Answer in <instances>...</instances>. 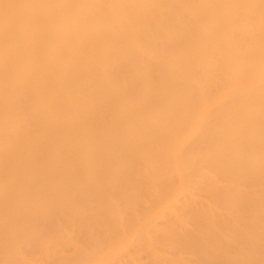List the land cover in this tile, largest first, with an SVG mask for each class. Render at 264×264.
Instances as JSON below:
<instances>
[{"label": "bare ground", "instance_id": "6f19581e", "mask_svg": "<svg viewBox=\"0 0 264 264\" xmlns=\"http://www.w3.org/2000/svg\"><path fill=\"white\" fill-rule=\"evenodd\" d=\"M137 169L140 178L147 175V191L157 189L153 199L148 192L152 203L143 208L144 217L137 213L143 222L137 210L129 215L137 217L132 218L134 224L143 223L140 228L139 223L131 225L129 216L117 217L122 208L112 203L125 193L129 195L122 201H136L137 194H143V181L136 178L139 190L132 181L139 175ZM171 177L177 179L175 187L160 181ZM198 180L206 183L207 188L200 186L207 189L203 194L211 198L208 202L216 198L225 205H217L219 209L228 211L227 205L232 209L234 204L239 209L234 205L223 214L211 206L215 200L206 203V210L204 205L199 209L196 204L202 198L197 195L203 194L193 189L197 198L191 197L190 191L193 184L198 189ZM159 183L170 186H160L165 190L160 194ZM127 188L131 194L123 192ZM111 190L119 191L113 199ZM181 192L182 202L185 197L191 205L196 202L201 215L189 201L176 205ZM174 198L172 206L194 216L191 225L203 215L192 231L178 228L175 219L167 217L172 206L167 218L160 216ZM84 199L109 200L116 212L120 210L117 215L106 201L98 204L106 202L111 210L97 202L90 208L102 206L101 211L113 212L119 223L127 219L129 228H139L137 235L151 227L150 236L145 232L127 251L119 247L128 248L135 230L127 239V224L114 222L122 228L115 232L114 223L113 229L107 227L109 217L99 220L105 211L93 213L91 208L92 216L85 212L96 221H108L100 222L108 228L102 229L105 234L112 230L102 239H112L106 244L109 249L119 237L113 250H126L131 264H142L143 257H150L146 264H174L193 250L200 255L178 259L177 264H264V0H0V253L16 252L19 260L50 250L47 264H99L95 256L106 250L101 249L103 243L97 246L100 235L84 234L78 241L70 234L72 241L69 234L60 233L66 227L60 220L67 213L63 221L74 220L73 210L80 205L81 212L88 211L91 201L84 204ZM130 199L123 204L131 206ZM54 203L61 207H55L57 212H52ZM243 207L244 214L249 213L243 220H250L248 225L242 222ZM173 213L175 218L180 215L177 221H186L184 213ZM72 214L74 218H68ZM158 215L166 228H160L165 223L159 228L153 223ZM83 216L75 220L88 221ZM231 229L232 234L237 229L234 238L240 241L229 235ZM44 232L54 234L53 249ZM112 233H121L128 244ZM61 240L71 252L61 244L56 250ZM171 250L182 257L168 256ZM122 256L117 264H130Z\"/></svg>", "mask_w": 264, "mask_h": 264}, {"label": "rangeland", "instance_id": "374dc122", "mask_svg": "<svg viewBox=\"0 0 264 264\" xmlns=\"http://www.w3.org/2000/svg\"><path fill=\"white\" fill-rule=\"evenodd\" d=\"M139 167H140V166H139ZM141 167H142V169H143V166H141ZM139 169H141V168H139ZM142 169H141V170H142ZM141 170H140V171H141ZM137 171L139 172L138 169H137ZM137 171L135 170L134 173H136ZM138 172H137V173H138ZM143 173H144V172H143ZM138 174H139V175H138ZM138 174H137L138 176H136V177H134L136 174L133 176L134 179H133L132 181L136 182L137 179L140 178V175L142 174V172H141V173L139 172ZM174 174H175V173H174ZM174 174H173V176H174ZM143 175L145 176V174H143ZM173 176H172V177H173ZM133 177H132V178H133ZM146 177H147V175H146ZM146 177H143V176H142L139 180L143 181V178L146 179ZM172 177H171V180H169V181H165V182H164V179H165L164 177H163L164 179L162 178V179H160V181L163 180V181H161V182H163V183H167V182L169 183L170 181H171L170 183H174L173 181L177 182V181H176L177 179L175 178L174 180H172ZM175 177H176V176H175ZM136 178H137V179H136ZM173 178H174V177H173ZM135 179H136V180H135ZM145 179H144L143 182H145ZM198 179H199V178H198ZM139 180L137 181V182H138L137 186H136V184H135V186L137 187V188H136V187H135V188L138 189V190H139L138 187H140V186H139V182H140ZM146 180H147V179H146ZM166 180H167V179H166ZM195 180H196V179H195ZM200 180H201V179H200ZM200 180H198V183H197V181H196V184L199 185V187L196 186V187H198V189H197V188H194V186H195L194 184H193V186L191 187V185H192L191 182H190V183H191V185H190L191 188L187 186L186 189L188 188V189H187L188 191H189V188H190V191L193 190V189H195V190L199 191L198 193H200V194L202 195L203 192H204V190H207V189H206L207 187L205 186L206 183L204 184V183H203L204 181H202L201 183L203 184L204 187H206V188L203 190V189H202L203 186L201 187V186H200L201 183L199 184V181H200ZM134 182H133V183H134ZM143 182H141V184H140V185H141V188H142V189L140 188V190H141V192H142L143 194L145 193V196H146L147 198H146V197H143V196H144L143 194H140L139 192H137V193H139V194H137V193L135 192V193L138 195V199L136 200L137 202L135 201L134 198H131V199H133V201H132V200L130 199V197H128V200L130 199L133 203H135V204H133L131 201L128 202L130 205L132 204L131 206L126 205V204H123V202L125 203L126 201H128L127 199H126V201H125V200L122 201V199H125V198H126V197H125L126 195H129V193L127 194V193H125L124 191L129 190V192H130V188H129V189L127 188L126 190H123V192L125 193V195H124V198H122V197L120 196V197H121V200H120V197H119V199H118V198H116V197H118V196H116V197L114 196L115 199L117 200V204H119V205H116L115 199L113 200L114 202H112V203H115V204H114L115 207H118V206H119L118 209H121V208H122V209H121L122 212L125 213V214H123L122 212H119L120 210H119V211L117 210L119 213H121V214H120L121 216L119 215L118 212L115 211L116 208L113 206V204H112L111 202H108L109 200L106 201L105 199H103V200H101V201H100V199H98V201H100V202H102V201H106V202H108L110 205L112 204L111 206L114 207V209H112L111 206H109L108 203H107V204H108V205H107L106 202H104L105 204H104V203L98 204V203H100V202H98L97 200H96L94 203H93L94 200H92V201L89 200V201H91L92 204L89 203V207H86L84 204H86V202L88 201V199L81 200V201H83V203H84V201H85V203L82 204V206H85V207H86L85 209L88 208V209H87L88 211L83 210V211L81 212V209H84V207H81V205H80L81 203H78L80 206L77 207L78 209L81 207L80 210H78V209H74V210H73V207H74V204H75V203L72 204L73 207L70 205L69 208H71V207H72V208H71V212L69 211V212H70L69 214L73 213L72 210H73V211L76 210V211L73 213V214H76V215H75V218H74V215L72 214L71 217H68V218H71V219L74 218V220L63 221V220L68 216V213H67V216H64L63 219L60 220L61 226H65V225H66V227H62V228H64V229H62V231H64V232H61V231H60V233H62V234H64V235H65V234H66V235L69 234V236H70V234H71V235H74V236L76 235V237L78 238V241H79V240H82V238L84 237V234H85V237H86L87 235H88L87 237H89V236H90L89 234H94V235H95V236L93 235L94 237H96L97 235H98V236L100 235L99 237L101 238V240H97V239H96L97 241H100V243L97 242V243H98L97 246H99L101 243H103L105 246H104V247H101V246H102V244H101L100 247H101V249L104 248V249H106V250H104L103 253H102V251H100V249L97 248V249H99V251L102 253V254H100V256H99V255H97V257L95 256V258H97V259H96L97 262H98L99 259H100L99 264H105V262H106V264H107L108 261H110V260H111V261H110L108 264H112V263H114V264L116 263V264H117V263L120 262V260H121L120 256H122V255H123L122 257L124 258L123 261H124L125 259L127 260L126 256H124V255H126V252L129 251V249L132 250L131 247L133 248V246L136 244V242H138L139 239H143V237L146 236V233H147V235L150 236V234H148L149 230H151V229H150L151 227L149 228V226H148V225L151 223V220H150V219H148V220H150L149 224L147 225L148 227L145 226L147 229L149 228L148 231H145L146 228L143 227V226H141V229L144 228L145 230H143V231H145L146 233L141 231L140 233H142V235H141V234L137 235V231L135 230V228H138V227L140 228V225H143V223L141 224V222H143L144 218L141 219V220H142V221H141V220L139 219L140 217H139L138 214L140 213V211H141L140 214H142V216H143L144 214H146L144 211L147 209V206H148V205H146V204H147V203L149 202V200H150V199H149V198H150V194H148V192H149V193L151 192V195H152L151 198L153 199L154 192L157 190V189L154 188L155 191H153L154 189H152V191H153V192H152V191H151V188H150V191H147V190L149 189V188L147 189V187H148V186H147L148 183L145 182V183H146V186H145V183H143ZM192 182H193V178H192ZM163 183H161L162 185L159 183V186H158V191L161 190V192L159 191L160 194H162V191H163V189H161V188L163 187V185H164ZM194 183H195V181H194ZM176 184H177V183H176ZM165 185H166V184H165ZM165 185H164L163 188H165ZM172 185H173V184H172ZM172 185H171V186H172ZM133 186H134V185H133ZM160 186H162V187H160ZM167 186H170V184H169V185H166V187H167ZM173 186L175 187V183H174ZM133 188H134V187H133ZM152 188H153V187H152ZM156 188H157V187H156ZM159 188H160V189H159ZM168 188H169V187H168ZM170 188H171V187H170ZM199 188H200V190H202V192H200ZM143 189H144L145 192L143 191ZM119 190H120V189H119ZM131 190H132V189H131ZM111 191H112V190H111ZM120 191H121V190H120ZM134 191H135V189H134ZM158 191H157V192H158ZM164 191H165V190H164ZM164 191H163V192H164ZM188 191H186V190L184 189V191H183V195H184L185 192L187 193ZM193 191H194V190H193ZM193 191H192L193 194L190 192V194H192L193 196H191V195H190V196H191V197H196V196H194V195L197 194V193H196L197 191H196V192H195V191L193 192ZM109 192H110V189H109ZM115 192L118 193L119 191H116V190H115L114 192L112 191V192H111V197H110V198L113 197V194H116ZM132 192H133V190H132ZM152 193H153V194H152ZM194 193H196V194H194ZM206 193H207V192H206ZM206 193H204V194H206ZM122 194H123V193H122ZM130 194H131V192H130ZM147 194H148L149 196H148ZM179 194H180V195H178V197L181 196L182 192L179 193ZM188 194H189V193H188ZM204 194H203V196H204ZM109 195H110V194H109ZM117 195H120V194H117ZM137 195H136V196H137ZM141 195H142V196H141ZM183 195L181 196V199H180L181 202H178L177 199H175V198H174V200H175L174 202H169V205H166V209H165V208H164L165 210L163 209V211L161 212L162 214L160 213V216H161V215L163 216V215L165 214V215L163 216L164 219L167 218V217H171V221H173V220L175 219V220H174L175 223H173L174 225L177 223V225H176L177 227L180 226L181 229H182V228H185V229L187 230V229H189L192 225H193V226L195 225V224H193V223H195V222H193V218H194V216H192L193 218H192V217H189L190 214H189V213L185 214L184 212H183V213H184V216H183V215H182L183 213H182L181 210H180V209H183V208L178 209V208H176V207H178V206H176V207L172 206L173 203H175L176 201H177V202H176V205H178L179 203H181L180 205H182V203H187V201H189V200L192 201L191 199H187V197H185L187 201L182 202V197H183ZM201 195H200V196H201ZM207 195H208V194H207ZM207 195H206V196H207ZM134 196H135V194L132 193V197H134ZM184 196H186V194H185ZM197 196H198V198H200V199L202 198L201 200H200V199H196L197 202H199L198 200H200L199 203H202V204L199 205V203H198V204H196V202H195V203L193 202V203L196 204V205H198V206H201V207H198V206H196V205H194V204L191 205L192 202L190 203V201H189V203H190L189 205H191L192 207L196 208V209H194V211H196L198 208L203 210V209H204V208H202L203 205H204V206H207V204L209 205V202H210V201L213 203V201L216 199V198H215V199L209 200V202H208L207 200H208V199H211V198H209L208 196L206 197V198H208L207 200H206L205 196H204L205 199L203 198V196H202V197H199V194H198ZM178 197L176 196V198H178ZM135 198H136V197H135ZM144 198H146V199L144 200ZM188 198H189V195H188ZM196 198H197V197H196ZM112 199H113V198H112ZM112 199H111V200H112ZM140 199H141V201L139 202ZM194 199H195V198H194ZM194 199H193V201H194ZM203 199L206 201V202L203 201L205 204H203V202H202ZM86 200H87V201H86ZM142 200H143V201H142ZM183 200H184V198H183ZM196 200H195V201H196ZM89 201H88V202H89ZM134 201H135V202H134ZM150 201H152V200H150ZM216 201H219V200H218V199L215 200L214 202H215L216 205L212 204L211 206H214V207H215V206H217V205L220 204V205H221V206L219 205L220 207H225L224 203H222V202L219 201L220 203L218 202V204H217ZM88 202H87V203H88ZM96 202H97V204H98L99 206L103 204V205H102L103 208H102V206H101L102 209H105V208H106V210H107V209H109V210L112 209V210H114V211H113L114 213L116 212V215H117V213H118V216H117V217H122V218H123V217H125V218L127 217V218L129 219V217H130L129 215H135V212H136V210H137L136 214L138 213L137 216H138V219H139L141 222H136L137 224L139 223L138 225H137L136 223L134 224L135 220H133V219H137V217H135V218H133V216L130 217V218H131V225L134 224L135 226H136V225L138 226V227H135V228H134V227H133L134 225H133L132 227H130V228H132V229L130 230L129 226H131V225H129L130 222H128L127 219H126V223H124V222H125V219L123 220L122 218H120V219H122V221H124V222L120 221V223H119V221H118L119 219H118L117 217H115V216H112V215H115L112 211H110V212H112V213H109V211H107V214H106V210L101 211L102 209H101V208L99 209L98 206H94V208L91 207L92 209H94V210H93V213H94V211L97 210V209L100 210V211H99L100 214H101V212L104 213V211H105L103 217H100L99 220H101V218L106 217V219H109V218H110V219H111V222H110V219L108 220L109 222L106 221V220H104L105 218L102 219L103 222H102V221H99V220L96 221V219L94 220L93 218L91 219V218H89V216H88L87 214H85V212H89V213H90L89 215L92 216L93 213L91 212L92 210H91L90 206H92V205H94V204L97 205ZM143 202H144V203H143ZM55 203H57V202H55ZM55 203H54V204H55ZM128 203H127V204H128ZM151 203H152V202H149V205H150ZM206 203H207V204H206ZM47 204H48V203H47ZM57 204H58V203H57ZM57 204H55V206H53V207H54V208H55V207H56V208H59L60 206L57 205ZM78 204H77V205H78ZM90 204H91V205H90ZM144 204L146 205V207H145ZM153 204H154V202H153ZM153 204H152V205H153ZM167 204H168V203H167ZM210 204H211V203H210ZM42 205H43V204H42ZM52 205H53V204H51V206L48 205V206H49L48 208L50 209V208L52 207ZM104 205H106V206L104 207ZM124 205H125V206H124ZM135 205H136V208H138L137 206L140 207V208H139V211H138V209H136V208L134 209V208H133V206H135ZM223 205H224V206H223ZM234 205H235V207H236V204H234ZM234 205H233V206H234ZM237 205H238V206H239V205L244 206L243 204H240V203H239V204L237 203ZM87 206H88V204H87ZM153 206H154V205H153ZM163 206H164V205H162V207H163ZM168 206H170V207L172 206V207H171V211H172V209H174V208H175V209H178V210H175V209H174V210L170 213L171 215L169 216V214H168V212H169V211H168V210H169V209H168ZM227 206H228V207H227ZM227 206H226V207L229 208L228 211L231 212L230 210L233 209V206L231 205V206H232V209H230L231 207H229V205H227ZM53 207H52V208H53ZM62 207H63V206H62ZM65 207H66V208H64V209L67 210L68 207H67V206H65ZM95 207H97V208L95 209ZM107 207H108V208H107ZM109 207H110V208H109ZM129 207H130V208H129ZM148 207H149V206H148ZM151 207H152V206H151ZM197 207H198V208H197ZM208 207H209V206L205 207V210H206ZM235 207H234V209H235ZM239 207H240V206H239ZM239 207H236V208L239 209ZM246 207H248V206H245V210H246ZM39 208H40V207H39ZM54 208H53V211H52V212H54V211L57 210L56 208H55V209H54ZM60 208H61V207H60ZM74 208H75V207H74ZM132 208H133V210H132ZM143 208H145V210H144ZM149 208H150V207H149ZM153 208H154V207H153ZM241 208H242V207H241ZM250 208H251V207H250ZM40 209H41V208H40ZM40 209H39V210H40ZM45 209L47 210V208H45ZM49 209H48V210H49ZM64 209H61V210H64ZM89 209H90L91 211H89ZM128 209H130V210H128ZM142 209H143V210H142ZM151 209H152V208H151ZM159 209H161V208H159ZM159 209H158V210H159ZM167 209H168V210H167ZM215 209H217V211H221V212H223V214H224V213L226 214V211H227L226 208H224V209H223V208H220V209H221V210H220L218 206H217ZM222 209L225 210V212L222 211ZM238 209H236V210H238ZM42 210H43V209H42ZM68 210H70V209H68ZM68 210H67V211H68ZM77 210H78L80 213L77 212ZM98 210H97V211H98ZM123 210H124L125 212H124ZM156 210H157V209H156ZM166 210H167L168 212H167ZM184 210H185V209H184ZM248 210H250V209H248ZM251 210H252V209H251ZM44 211H45V210H44ZM58 211H60V209H58ZM131 211H132V212H131ZM133 211H135V212H133ZM147 211L149 212V210H147ZM147 211H146V212H147ZM159 211H160V210H159ZM164 211H165V212H164ZM174 211H175V213L178 211V212L176 213V215L182 213L181 216H183V218L186 219V221H184V222L188 223V221H189V223L186 224V226H185L184 222L182 221V222H183V223H182V222L180 221L181 224H182V226H181V224L178 225L180 222L177 221L176 219L181 220V219H180L181 217H180V215H178V218H177V217L175 218L174 216H172V214H174V213H173ZM182 211H183V210H182ZM186 211L188 212L187 209L185 210V212H186ZM197 211H199V210H197ZM197 211H196V213H198ZM228 211H227V213H228ZM243 211H244V207H243V210H241L240 213H243V214H244ZM48 212H49V211H48ZM56 212H57V211H56ZM64 212H65V211H64ZM76 212H77V213H76ZM99 212H98V213H99ZM142 212H144V213H142ZM152 212H153V214H155L153 210H152ZM156 212H157V211H156ZM166 212H167V215H168L167 217H166ZM189 212L192 213L191 211H189ZM199 212H200V211H199ZM202 212H204V211H202ZM246 212H249V211L246 210ZM250 212H251V211H250ZM95 213H96V215H97V212H95ZM131 213H132V214H131ZM133 213H134V214H133ZM158 213H159V212H157V214H158ZM163 213H164V214H163ZM196 213L193 212L194 215H195ZM200 213H201V212H200ZM54 214H55V213H54ZM57 214H58V213H57ZM65 214H66V212H65ZM81 214L84 215V216L82 217L83 219H84L85 217L88 216V221H89L90 219H91V221L88 222L86 219H85V220H80V219H79V220H75V219H77V216L80 217ZM110 214H111L112 218L110 217ZM127 214H128V215H127ZM148 214H149V213H148ZM150 214H152V213H150ZM153 214H152V215H153ZM198 214H199V213H198ZM198 214H197V215H198ZM201 214H202V213H201ZM201 214H199V215H201ZM245 214H247V213H245ZM245 214L242 216V222H244L243 220H244V218L246 217ZM248 214H249V213H248ZM248 214H247V215H248ZM93 215H94V214H93ZM122 215H123V216H122ZM124 215H125V216H124ZM155 215H156V214H155ZM155 215L152 216V217H155ZM188 215H189V216H188ZM191 215H192V214H191ZM199 215H198V217H195L197 220L194 219V221H198L199 218H200V220L203 218V217H202L203 215H202L201 217H199ZM91 216H90V217H91ZM99 216H102V215H97V217H99ZM128 216H129V217H128ZM140 216H141V215H140ZM224 216H225V215H224ZM244 216H245V217H244ZM93 217H94V216H93ZM108 217H109V218H108ZM114 217L117 219L116 221L113 220ZM143 217H144V216H143ZM145 217H146V216H145ZM149 217H150V215H149ZM152 217H150V218L152 219ZM157 217H158V219H157V223H156V220L153 221V223H155L156 226H157V225L160 226V224L163 225V224L165 223V224H164L163 226H161L160 228H161V229H162V227H163V228H164V227L166 228L167 222H165V220L163 219V217H161V219L159 218V215H158ZM80 218H81V217H80ZM94 218H95V217H94ZM132 218H133V219H132ZM146 218H148V217H146ZM172 218H173V219H172ZM97 219H98V218H97ZM246 219H247V218H246ZM246 219H245V220H246ZM249 219H250V218H249ZM66 220H67V219H66ZM92 220H94V221H96V222H93ZM112 220H113V222H112ZM132 220H133V221H132ZM145 220H146V219H145ZM200 220H199V221H200ZM247 220H248V219H247ZM98 221H99V222H98ZM104 221L108 222V226H107V227L110 228V229H113V228H112V225H113L114 222H117V223H119V224H121V222H122V223L125 224V226H126V224H127V225H128L127 227H128L129 230L127 229V227H126L127 232L124 230V231H125L124 233L127 234V236H124V237H126L127 239H129L128 236L131 237L130 235L133 234V231H134V230L136 231V233H134V235H132V236H133V238H132L133 242H131V239H129V243H130L129 246H128V245H125V244H128V243H126V240H125V239H124V240H125V244L123 243V242H124V240H123L124 237H123L122 235H119V234H121V233H118V235H119L120 237H121V236L123 237V238L121 237L122 240H120V241H123L121 244H124L125 246H128V248H126V247H122V245H120L119 248H120V249H121V248H125L127 251H126V250L123 251V249H122V250H120L121 253L119 252V253L117 254V253L115 252L116 249H114V245H115V246H116V245H119V244H118V243H119V241H118L119 237H117L118 235L115 234V233H112L111 236L115 237V239H116V237H117L118 239L115 240V241H118V243H117V244L114 243L115 241L113 240V246H112V247L110 246V248H109L110 250L107 248L108 245H106V244H109L111 238H110V237H107V239H106L105 241H104V239H102V236H104V234H105V232H103L102 229H104V230H106V231H107V229H108L106 226H105V228H104V226H103V228H102V225H103L104 223H106V222H104ZM199 221L196 222V223L198 224ZM248 221H250V220H248ZM248 221H246V222H248ZM62 222H63V224H65V225H63ZM100 222L103 223V224H101ZM127 222H128V223H127ZM191 222H193L192 225H191ZM242 222H241V223H242ZM246 222H244V223L246 224ZM93 223H94V224H93ZM97 223H99V224H97ZM109 223H110V225H109ZM117 223H114V226H113V227H115V232H116L117 230H118V232H120L121 230L119 231V229H122V228H120L119 225H118ZM231 223H232V222H231ZM83 224H84V225H83ZM100 224H101V226L99 227L98 225H100ZM183 224H184V225H183ZM197 224H196L195 226H198ZM221 224H222V223H221ZM245 224H243V225L241 224V225H242V228H243V226H244ZM82 225H83V226H82ZM89 225H90V226H89ZM106 225H107V224H106ZM115 225H117V226H115ZM121 225H122V224H121ZM222 225H223V224H222ZM222 225H221V227H223ZM228 225H229V226H228ZM228 225H225V226L231 228V227H230L231 225H230V224H228ZM246 225H248V224H246ZM246 225H245V227H246ZM123 226H124V225H123ZM249 226H250V225H249ZM157 227H158V226H157ZM180 227H178V228H180ZM39 228H40V227H39ZM82 228H83V229H82ZM106 228H107V229H106ZM116 228H118V229H116ZM133 228H134V229H133ZM139 228H138V233H139ZM158 228H159V227H158ZM174 228H175V226H174ZM194 228H196V227H194ZM229 228H228V229H229ZM248 228H249V227H247L246 229H248ZM43 229H44V228H43ZM77 229H78V230H77ZM192 229H193V227H191V231H192ZM224 229L226 230L225 227H224L223 229H221V230H224ZM232 229H233V228H232ZM232 229H231V232L227 231V232L229 233V235H230V233L232 234V233L234 232V231L232 232ZM249 229H250V228H249ZM86 230H87V231H86ZM100 230H101V231H100ZM178 230H179V229H178ZM178 230H177V231H178ZM186 230H185V231H186ZM229 230H230V229H229ZM243 230H245V228H243ZM81 231H82V233H81ZM94 231H95V232H94ZM111 231H112V230H111ZM111 231L106 232L107 234H105V236H106V235H107V236L110 235V234H111ZM113 231H114V230H113ZM122 231H123V230H122ZM135 231H134V232H135ZM235 231L237 232V229H236ZM109 232H110V234H109ZM188 232H189V231H188ZM224 232H225V233H224ZM224 232L222 231V233H223L224 235L227 234L226 231H224ZM236 232H235V233H236ZM41 233H42V230H41ZM100 233H101V234H100ZM128 233H129V234H128ZM143 233H145L144 236H143ZM151 233H152V232H151ZM222 233H221V235H222ZM235 233H234V234H235ZM238 233H239V232H238ZM43 234L45 235L44 237H45L46 239L49 238L48 240H45V241H46V242H47V241H50V242H51V238H50V237H53L54 234H53V233H45V232H44ZM86 234H87V235H86ZM122 234H123V233H122ZM126 234H125V235H126ZM234 234H232V236H233L232 238H233V240L235 239L236 242H238L239 238H238V240H237L236 237L234 238ZM66 235H65V236H66ZM114 235H115V236H114ZM116 235H117V236H116ZM238 235H239V234H236L237 237H238ZM41 236H42V234H41ZM59 236H61V238L64 237V236H62L61 234H59ZM69 236H68V237H69ZM81 236H82V237H81ZM98 236H97L96 238H99ZM135 236H136V237H135ZM138 236H139V237H138ZM151 236H152V234H151ZM230 236H231V235H230ZM240 236H241V234L239 235V237H240ZM44 237L42 236V238H44ZM68 237H66L67 240H68ZM113 237H112V238H113ZM134 237L137 238V239H135V240H137V241L134 240ZM45 238H44V239H45ZM59 238H60V237H59ZM64 238H65V237H64ZM64 238H63V239H64ZM66 238H65V240H66ZM70 238H73V237L70 236ZM100 238H99V239H100ZM103 238H104V237H103ZM109 238H110V239H109ZM138 238H139V239H138ZM229 238L231 239V237H229ZM44 239H42V240H44ZM108 239H109V242H108ZM240 239L243 240L241 237H240ZM59 240H60V239H59ZM111 240H112V239H111ZM70 241H71V240H70ZM72 241H75V239L73 238ZM101 241H102V242H101ZM134 241H135V242H134ZM239 241H240V240H239ZM61 242H62V240H61L60 242L58 241V243H55V245H56L55 248H57L56 250H58V248L60 247ZM66 242H67V241L64 242V240H63L62 243L65 245ZM76 242H77V241H76ZM111 243H112V241H111ZM111 243H110V244H111ZM132 243H133V244L135 243V244L133 245ZM223 243H224V241H223ZM46 244H47V243H46ZM51 244H52V245H51ZM51 244L49 243V245H51V247H52V249H53V243L51 242ZM63 244H61V245H62L64 248H67V249H68V252H71V251H69V250H72V248H70L71 246H66V247H65ZM79 244H80V243H79ZM110 244H109V245H110ZM242 244H244V243H242ZM58 245H59V246H58ZM67 245H68V243H67ZM69 245H70V244H69ZM130 245H131V246H130ZM51 247L49 246V249H50ZM105 247H106V248H105ZM108 247H109V246H108ZM55 248H54V249H55ZM111 248H112V249H111ZM115 248H116V247H115ZM113 249H114L115 251H114ZM107 250H109V251H108L109 254H106V253H107ZM112 250L116 253V255L114 256V258L116 257V258H115L116 260H114V259L112 258L113 255L115 254ZM118 250H119V249H117V252H118ZM182 250H183V253H184L185 249L182 248L180 251H182ZM186 250H188V249H186ZM191 250H192V249H191ZM65 251H66V250H65ZM105 251H106V252H105ZM110 251H112L111 253H114V254H112V256L109 257V255H111ZM122 251H123V252H122ZM171 251H172V250H171ZM171 251L168 252V256H172V257H174V253H175V256H180V255L183 254V253L180 254V253H181V252H180V253H178V254H180V255H178V254H177L178 251H176V252H174V253H173V251H172V254H170ZM193 251H194V250H193ZM193 251H192L191 253H189V252H185V254H183V255H184V257H185V256H186V257H185V258L183 257V259H188V258H190V256L193 257V256L200 255V254H199V253H200L199 251H198V253L196 252V250H195L194 253H193ZM10 252H12V251H10ZM100 252H99V253H100ZM104 252H105V253H104ZM130 252H131V251H130ZM2 253H3V252H2ZM2 253H0V255L2 256V258H1V256H0V264H10L12 261L15 262L16 260H17V261L15 262V264H18V262H19L20 264H27L28 261L31 262L30 264H44V263H46V260H47V257H45V256L48 255L49 258H51V256H52V254H51L52 252L49 250L48 254H45V253H44L45 255H44L43 253H41V254H39V253H38V254H37V253H32V254H28V255H26V257L23 256L21 259L18 260V259H17L18 256H17L16 252L9 253V255H8V251H7L6 254H5V255H7V256H5L4 253H3V254H2ZM66 253H67V251H66ZM97 253H98V251H97ZM123 253H124V254H123ZM195 253H196V254H195ZM119 254H122V255H119ZM166 254H167V253H166ZM191 254H192V255H191ZM3 255L6 257V259L3 258V257H4ZM106 255H107V257H105ZM203 255H204V254H203ZM221 255L224 256L223 254H221ZM102 256H104V258H103ZM187 256H189V257H187ZM99 257H102V258H99ZM172 257H171V258H172ZM180 257H182V256H180ZM110 258H111V259H110ZM118 258H120V260H119ZM143 258H144V257H143ZM143 258H141V261H139V262H141L142 264H146L147 262H149L148 260H150V259H149L150 257H148V259H147V258H146V259H145V258L143 259ZM171 258L169 257V259H171ZM15 259H16V260H15ZM101 259H102V260H101ZM108 259H109V260H108ZM112 259H113V260H112ZM117 259L119 260V262H118ZM173 259H174V258H173ZM178 259H180V258H176L177 261H178ZM181 259H182V258H181ZM181 259H180V261H181ZM183 259H182V260H183ZM222 259L224 260V258H221V261H223ZM91 260H95V259L92 258ZM91 260H90V261H91ZM96 260H95V262H96ZM107 260H108V261H107ZM126 260H125V261H126ZM128 260H130V259H128ZM128 260H127V262H130V261H128ZM176 260H175V261L173 260L174 264H175V262H176V264L178 263ZM26 261H27V262H26ZM104 261H105V262H104ZM112 261H113V262H112ZM114 261H115V262H114ZM121 261H122V260H121ZM137 261H138V260H136V262H137ZM47 262H48V260H47ZM127 262H126V263H127ZM143 262H144V263H143ZM182 262H183V261H182ZM182 262H181V263H182ZM190 262H191V261H190ZM192 262H193V263H192ZM192 262H191V264H195L194 261H192ZM131 263H133V262H130V264H131ZM46 264H47V263H46ZM91 264H94V262L91 261ZM95 264H98V263H95ZM148 264H149V263H148ZM189 264H190V263H189ZM221 264H222V262H221Z\"/></svg>", "mask_w": 264, "mask_h": 264}]
</instances>
